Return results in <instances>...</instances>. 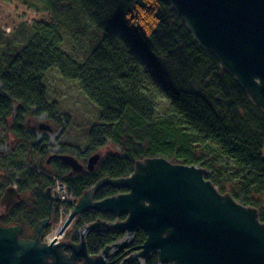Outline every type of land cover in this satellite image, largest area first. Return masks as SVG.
<instances>
[{
	"label": "trees",
	"instance_id": "obj_1",
	"mask_svg": "<svg viewBox=\"0 0 264 264\" xmlns=\"http://www.w3.org/2000/svg\"><path fill=\"white\" fill-rule=\"evenodd\" d=\"M29 4L48 18L0 28V83L8 94L0 97V117L7 118L11 106L19 104L35 107V114H46L55 126L60 99L50 94L47 84L49 71L55 70L61 78L78 83L99 109L100 122L89 129L88 152L109 143L119 151L107 152L94 172L70 178L67 166L57 159L40 174L27 171L17 183L22 189L28 184L31 190L38 188L34 203L15 205L2 224L35 226L42 220L47 208L42 191L50 186L49 175L56 174L78 197L99 179L127 176L135 161L152 157L205 168L206 178L220 192L257 208L264 222V113L196 43L169 4L164 0H29ZM18 114L16 123L22 121L23 113ZM15 129L21 133L22 128ZM22 134L26 135L24 130ZM59 152L66 153L64 144ZM40 153L41 161L47 158L44 148ZM117 193L105 185L95 198ZM81 217L80 224L95 218L87 213ZM119 236L89 234V253H98ZM144 239L145 233L137 231L133 245ZM145 264H158L157 257L151 255Z\"/></svg>",
	"mask_w": 264,
	"mask_h": 264
},
{
	"label": "water",
	"instance_id": "obj_2",
	"mask_svg": "<svg viewBox=\"0 0 264 264\" xmlns=\"http://www.w3.org/2000/svg\"><path fill=\"white\" fill-rule=\"evenodd\" d=\"M164 1L196 43L264 113V0ZM38 129L51 131L41 122ZM58 158L71 168V174L83 171L74 157ZM98 160L97 153L90 156L86 169L93 171ZM206 175L205 168L152 157L135 161L128 176L99 179L78 198L58 236L75 216L88 211L125 218L96 220L81 231L79 243L58 242L56 236L50 242L40 241L49 219L41 221L34 239H21V227L3 226L0 213V264H110V249L124 248L139 230L145 239L134 247L133 256L140 261L155 255L158 264H264V222L257 208L221 193ZM105 184L126 192L94 200L95 192ZM45 197L51 210L50 188ZM17 199V191L7 188L1 204ZM87 230L113 231L124 234V239L92 256L83 240Z\"/></svg>",
	"mask_w": 264,
	"mask_h": 264
},
{
	"label": "flooded vegetation",
	"instance_id": "obj_3",
	"mask_svg": "<svg viewBox=\"0 0 264 264\" xmlns=\"http://www.w3.org/2000/svg\"><path fill=\"white\" fill-rule=\"evenodd\" d=\"M0 89H1V94H0V97H1V96H3L1 83H0ZM13 105L17 109L23 107L22 105H19V104H13ZM10 109H11V113L9 114V116L7 118L2 119L0 117V155L3 151L6 152L7 147L9 148V150H7V153H10V152L15 151L18 146L22 149L24 146L25 147L24 150L26 153L24 154V159H22L23 160L22 163L24 166L19 167L18 169L11 168L10 170H8V172H5L6 174L4 172L0 173L1 174L0 175V213L4 215V217L2 218V221L8 215L9 211L15 205H18L20 202L29 201L27 203L29 206L32 205V203H34V200H32V199L34 198L35 194L38 193V188H37V190H31L29 188L30 184H28L27 189H22L20 186H18V183H17L22 179L23 175H26L27 171H33L35 174H40L41 168H48V169L52 168V166L49 163L51 159H57V160L62 162V160H60L58 158V155H69V156L74 157L78 161V163L83 166V171H81L79 173L86 172V171L94 172L99 167V165L101 164V162L104 160V157H105V155L102 156L101 151H100L102 148H100V149H96L94 152L88 154L84 158V162H82V156L85 153V151L88 150L87 146H86L84 151H79L78 149H76V152L77 151L78 152L77 153L74 152L75 153L74 154V153L70 152V148H72V147L69 146L68 144H64V143H61L60 145L64 144V149H65L66 153H60L59 152L60 151V145H58V148L57 147L55 148L57 150L53 149L52 150L53 152H49V151L45 150L47 148H45V145H42V144L47 142V135L55 134L56 128L52 124H50L49 121L47 120L46 123H47V125L50 126L51 131H41L38 129V125L40 122L37 121V119H35V117L27 116L24 119L23 114L21 115L22 121L16 123L15 119L19 114L12 111V106ZM33 113L35 114V107H34ZM45 118L47 119V116H45ZM15 127L22 128L21 133L17 129H15ZM22 130H24L26 135L22 134ZM39 132L41 135L39 138L40 140L36 141L35 136L37 133L39 134ZM29 138H31V140H28ZM43 140H45V141L42 142ZM37 144H38V148L35 149ZM42 148H44V150L48 153L47 158H45V159H43V161H41L42 155L40 153L39 160L35 161V159H33V153H35V151L40 152L42 150ZM95 153H97L99 155V160H98V163L95 165L94 170L89 171L86 169L88 158ZM45 160H46V163H45ZM63 164L66 165L65 163H63ZM66 166H67L66 176L68 178L72 177L75 174H79V173H72L71 174V168L68 165H66ZM46 176H47V174H46ZM33 178L35 180V175L33 176ZM48 178L51 180L50 186L45 187L42 191V195L45 199V204L47 207L46 208V215L44 217H42L41 221H43L45 219H49V222L46 225V227L43 229V234H42V236H40V241L50 242L56 236V239L58 240V242H63V240H61V239L65 236V234H67L69 232V229L74 224V228L70 231V233L72 234L71 239L69 241H64V242L79 243L81 241L80 240L81 239V231L84 229V227L90 225L91 223H94L96 220L99 219V220H103L106 222H115L116 220H123L125 218L124 216L115 218L109 213H98V212L88 211V212H85L83 214L75 216L74 219L69 224V226L65 229L62 236L59 237L57 234V235H54L52 238L47 239V236L51 233V231L50 232L48 231V229L50 228V224L53 222H58V227L56 228L57 232H58V229L61 227L63 222L66 220L68 215L71 213L72 208L76 204L78 198L81 196L80 195L77 197L75 195L74 191L70 188V186L65 181L59 179L56 176V174L49 175ZM9 182H11V183H9ZM5 183H7V185H4ZM105 185H108V184H105ZM105 185H103V186H105ZM92 186H90L89 188H91ZM103 186H101V187H103ZM108 186H110V185H108ZM7 188L15 189V191H17V193L19 194V199L14 200L12 202L6 201L3 204H1V201L4 197V194H5V191ZM47 188H50L51 196L54 197V201H53V205L51 207V210L49 209V201L45 197V191ZM89 188H87V189H89ZM113 188L117 189L115 187H113ZM117 190H118V193L126 192L125 189H117ZM96 192L94 194L93 199L94 200H100V199L95 198ZM5 206H7V207H5ZM86 213L89 215L94 214L95 218L92 219V217H91V220L89 222H85L84 224H80L82 221H84V218L81 216L86 214ZM107 216H111L112 219H109V217H107ZM2 221H1V224H2ZM41 221L39 223L37 222L35 224V226H27L26 223H22V225L19 223H13V224L10 223V224H2V225L3 226L19 225L21 227V234L23 233L22 237H20V238L26 239V240H31L37 236V228H38L39 224L41 223ZM74 221H76V222L74 223ZM75 224H76V227H75ZM28 231L33 232V235L27 234ZM105 232L108 233V232H113V231L100 230L99 232H96L94 230H87L85 232V234L83 236V240L86 243L87 251H88L87 238H88L89 234H91V233L101 234V233H105ZM114 233H116V232H114ZM136 233L137 232H135L132 235V237L128 240V244L124 248L118 249L117 247H113L110 249L109 258H108V262H110V264H129V263L134 262V261H137L138 264H145V261L147 259L144 261H140V260L135 259L133 256V253L137 252L136 251L137 249H134V247H136V246L133 245V241L135 239ZM123 239H124V234H120V236L115 241H113L109 244H106V246L112 245V244L119 242V241H122ZM106 246H104L103 249ZM103 249L99 250L98 253H96V254H91V253H89V251H88V253L92 256L98 255L103 251ZM113 249H116V250L114 253H111V251Z\"/></svg>",
	"mask_w": 264,
	"mask_h": 264
},
{
	"label": "rangeland",
	"instance_id": "obj_4",
	"mask_svg": "<svg viewBox=\"0 0 264 264\" xmlns=\"http://www.w3.org/2000/svg\"><path fill=\"white\" fill-rule=\"evenodd\" d=\"M47 18L48 14L36 12L30 6L29 0H0V28H7L6 30H9L22 21L30 22L33 20H46ZM47 81L50 94L52 96L56 94V96H58L60 99L59 109H57V116H59L60 118L57 119L56 122L52 121V123L55 125L54 127L56 128L55 134L47 135V142L42 145H45V148H47L45 150L49 152H53V149L57 150L55 148H58V145H60L61 143L71 146V153L76 152V149H78L79 151H84L86 146H88L89 129L100 122L98 107L85 96V94L81 91L78 83L61 78L57 71L50 70L49 74L47 75ZM4 92L3 95L7 96L8 94ZM19 109H21L24 119L27 116L35 117L37 121L47 124V119L45 118L46 115L34 114V107L23 106ZM12 111H14L15 113L21 112L18 111V109L14 105H12ZM40 136V132L39 134L37 133L35 136V140H40ZM24 148V146L23 149L18 146L15 151L7 153V150H9V148L7 147L6 152L3 151L1 153L0 173L8 172V170H10L11 168L18 169L19 167L24 166L22 163V159H24V154L26 153ZM88 151L89 150L85 151V153L83 154L82 162H84V158L88 154L94 152ZM100 151L102 156H104L107 152H118L119 148L113 146L112 144L110 145L109 143ZM39 155L40 152L35 151V153H33V159H35V161L39 160ZM4 185H7V183H5ZM262 208L264 209V202L262 203ZM75 222L76 221H74V223ZM57 227L58 222H53L50 224V228L48 229V231L52 232ZM73 228L74 224L69 229V232L65 234V236L61 240L69 241L72 236L70 231ZM27 234L33 235V232L28 231ZM22 235L23 233L20 235V237H22ZM115 250L116 249H113L111 253H114Z\"/></svg>",
	"mask_w": 264,
	"mask_h": 264
},
{
	"label": "bare ground",
	"instance_id": "obj_5",
	"mask_svg": "<svg viewBox=\"0 0 264 264\" xmlns=\"http://www.w3.org/2000/svg\"><path fill=\"white\" fill-rule=\"evenodd\" d=\"M57 229L53 230L48 236H47V239H50L52 238L54 235H57Z\"/></svg>",
	"mask_w": 264,
	"mask_h": 264
}]
</instances>
